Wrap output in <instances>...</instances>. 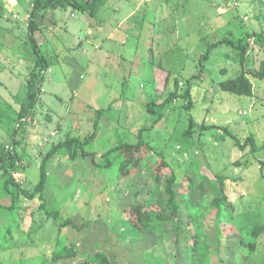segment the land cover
<instances>
[{
  "label": "rangeland",
  "instance_id": "1",
  "mask_svg": "<svg viewBox=\"0 0 264 264\" xmlns=\"http://www.w3.org/2000/svg\"><path fill=\"white\" fill-rule=\"evenodd\" d=\"M106 1L94 16L70 6L49 9L35 34L46 57L60 49L59 60L70 54L75 62L50 63L32 119L24 134L17 132L15 139L22 144L15 149L23 164L12 176L20 187L31 191L46 153L66 137L82 141L93 132L96 111L109 109L100 118L97 137L84 147L95 154V162L81 156L71 160L67 151L48 161L44 202L20 197L11 207L3 186L6 175L0 170V264H81L87 252L95 254L93 264H192L186 246L193 231L187 225L184 201L179 202L183 229L177 237H169L168 249L166 242L151 244L126 219L128 207L135 201L144 203L154 189L159 152L177 176L174 189L179 199L204 179L210 183L205 186L213 188L216 175L226 177L233 221L211 217L205 224L208 264H264V81L253 77L264 61V49L250 39L241 65L237 51L225 41L264 33V0ZM31 2L0 0V157L4 158L18 126L26 79L35 66L26 37ZM125 17L117 27L119 18ZM52 19L56 24L50 23ZM87 25L94 31L89 37L84 35ZM51 26L56 28L54 35ZM115 29L119 33L107 42ZM121 33L125 45L118 43ZM72 35L84 39L83 47ZM223 40L199 74V56ZM90 42H101L95 54ZM169 73L166 92L174 89L177 79L179 94L186 80L197 75L192 108L186 111L183 99L177 98L163 119L151 126L155 117L144 106L161 97ZM241 73L253 86L251 96L220 89L219 82ZM190 117L195 125L187 136ZM201 125L218 128L201 131ZM142 127L149 128L142 138L150 148L139 153L137 165L120 171V163L132 154L129 148L109 155L108 168L97 165L104 164L100 156L120 142L134 144ZM220 127L241 143L252 138L256 151L251 152L250 145L239 150ZM53 131L57 135L51 137ZM49 212L57 214V221ZM66 220L71 224L60 228ZM63 245H70L76 256L53 262V252Z\"/></svg>",
  "mask_w": 264,
  "mask_h": 264
},
{
  "label": "trees",
  "instance_id": "2",
  "mask_svg": "<svg viewBox=\"0 0 264 264\" xmlns=\"http://www.w3.org/2000/svg\"><path fill=\"white\" fill-rule=\"evenodd\" d=\"M106 0H32L31 10L27 19V41L32 47L35 54V66L29 73L26 79V94L25 99L21 105L20 111L17 116L18 126L14 128L11 135V150H6L7 157H0V170L6 175L3 186L4 189L10 194L12 206L17 203L20 197L27 199H35L38 197L44 202L43 192L47 183V163L56 154L67 151L69 158L75 160L77 157L82 158L90 157L93 162L96 160L94 153L86 151L84 147L92 142L98 134L99 121L102 114L108 109H98L96 111L95 121L93 123V132L86 135L82 141L78 138L66 137L64 140L55 144L44 156L40 168L39 179L35 187L31 191L22 189L18 182L13 178V173H19L18 170L22 168L23 156L15 149L16 144L21 145L22 140L15 139L17 132L23 133L25 131V125L32 119L34 109L41 100L42 83L45 79L44 72L48 69L49 64L43 53H41L39 44L37 42L35 34L41 30V24L44 20L45 13L52 8L57 7H72L81 13L94 16L96 12L105 5ZM252 40L253 44H257L260 49H264V33H246L245 36L238 38V40L226 39V43L237 51L240 64L243 65L246 56L249 52L250 44L249 40ZM223 41L213 43L207 47L198 59L199 74L204 70V66L210 58L211 51L217 46L222 45ZM170 73L166 75L164 80V92L160 94V98L151 100L145 104L146 113L149 116L155 117L151 126L156 125L163 119V112L168 106L173 103L177 98H181L184 101V109L190 111L192 108V84L193 79L196 76L188 78L185 82V89L182 94L178 93L179 82L177 79L173 81L174 89L166 92L169 84ZM253 77L257 80L264 81V61L261 62L258 71L253 73ZM222 91L230 92L238 96H251L253 94V86L244 73H241L235 78H228L218 83ZM195 122L190 117L188 123V129L186 135H192ZM218 128L215 125H201L199 130L205 131L213 128ZM149 128L142 127L136 134V141L134 144H128L120 142L117 146L109 149L103 153L100 158L105 161L100 167L108 168L111 165L108 159L109 155L117 152L123 148H129L132 150V154L129 158L124 159L120 163L121 173L126 170L130 164L137 165L139 162V153L145 149L150 148L147 142L142 138L143 132ZM219 129L227 133L232 141L233 145L243 151L250 145V151H256V145L252 138H247L244 143H241L239 139L228 132L226 127H220ZM23 136V135H22ZM23 138V137H22ZM160 165L156 167V172L153 175L154 189L150 196L144 203L135 201L127 210V221L132 228L139 232L146 240H151V244L157 245L162 242H166L168 249L169 237L174 234L176 237L182 232V224L180 219L181 206L179 202L184 201L182 208L186 210L187 225L192 233V238L187 243L186 251L188 257H191L192 264H208L207 260L209 251V242L203 232L205 224L215 217L217 220L223 221L225 218L232 219L234 213L233 203L228 200L225 193V180L226 177L222 175H216V187H210L205 184H210L208 180L204 179L198 186H190L187 193L179 199L178 194L175 192V186L177 185V176L169 166L166 158L162 152H159ZM168 170V173L165 172ZM49 217H53L57 221L58 216L55 212L47 213ZM71 222L66 220L59 225L60 228L66 225H70ZM203 255V256H202ZM76 256V252L70 245H63L61 248L55 250L52 254V261L59 262L65 259H71ZM83 262L81 264H93L92 260L96 257L95 254L87 252L83 254ZM103 262V260H102ZM206 262V263H205Z\"/></svg>",
  "mask_w": 264,
  "mask_h": 264
},
{
  "label": "crops",
  "instance_id": "3",
  "mask_svg": "<svg viewBox=\"0 0 264 264\" xmlns=\"http://www.w3.org/2000/svg\"><path fill=\"white\" fill-rule=\"evenodd\" d=\"M116 11H118V10H116ZM47 13V12H46ZM45 13V16L47 15ZM127 17H125V18H119V20H118V24H117V27H121L123 24H124V22H125V19H126ZM50 23L51 24H56V20L55 19H52V20H50ZM43 27V26H42ZM41 27V28H42ZM55 27L54 26H51V30H53V32L51 33L52 35H54V32H55ZM119 29V28H118ZM101 32V30L100 29H98L97 30V34H99ZM94 33V31L92 30V29H90V27L87 25L86 27H85V31H84V35L86 34L88 37L89 36H91L92 34ZM117 33H119V30H117V29H115V30H113V31H111L108 35H107V37H106V41L107 42H110V41H113L114 40V38H115V36H116V34ZM122 35V33L120 34V36L118 37V43L119 44H126V36H125V33L123 34V36H121ZM72 38L73 39H77V45L78 46H80V47H83V43H82V41H84V39H82V37H78L77 35H72ZM37 39V38H36ZM37 42H38V40H37ZM85 43L87 44L88 42H87V40H85ZM113 43V42H112ZM114 43H116V41L114 42ZM38 44H40L39 42H38ZM90 44H93L92 42H90ZM94 45V53L93 54H95V52L97 51V49H99L100 48V46H101V42H98V43H96V44H93ZM111 45V44H110ZM54 46V45H53ZM40 47V46H39ZM52 48H56L55 46L54 47H52ZM84 53H85V50L83 51ZM59 54H61L60 53V49L58 50V49H56V50H54V51H51L50 53L49 52H47V57L43 54V56L45 57V59L47 60V62H48V64L50 65V63L52 62V61H57V60H59L58 59V57H59ZM62 54H64V53H62ZM48 58L50 59V62H49V60H48ZM107 58H109V57H107L106 56V59ZM63 60V62H65V63H67L68 64V62H69V60H71V61H73V62H75V60H74V58L72 57V55H70V54H67V55H64L63 57H61V59L59 60L60 62ZM48 70H50L49 68H48ZM45 80V79H44ZM42 88H43V86H42Z\"/></svg>",
  "mask_w": 264,
  "mask_h": 264
},
{
  "label": "built area",
  "instance_id": "4",
  "mask_svg": "<svg viewBox=\"0 0 264 264\" xmlns=\"http://www.w3.org/2000/svg\"><path fill=\"white\" fill-rule=\"evenodd\" d=\"M72 16H74V15L72 14ZM251 43L253 44V42H251ZM44 75L46 76V72H44ZM45 76H44V77H45ZM43 91H44V90H43V88H42V89H41V92H43ZM56 135H57V131H53V132L50 133V136H51V137H54V136H56ZM6 149L11 150V147L7 146ZM16 175H17V174H16Z\"/></svg>",
  "mask_w": 264,
  "mask_h": 264
}]
</instances>
